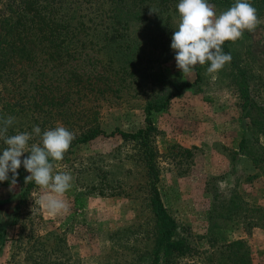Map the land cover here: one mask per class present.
Wrapping results in <instances>:
<instances>
[{
    "label": "rangeland",
    "instance_id": "rangeland-1",
    "mask_svg": "<svg viewBox=\"0 0 264 264\" xmlns=\"http://www.w3.org/2000/svg\"><path fill=\"white\" fill-rule=\"evenodd\" d=\"M79 4L76 14L85 21L94 18L101 5L95 0ZM210 4L217 15L229 8ZM252 5L262 23L254 31L245 30L236 42H228L232 59L220 71L209 75L210 62L202 65L200 80H195L197 65L183 76L176 67L171 42L161 45L160 30L167 13L148 22H132L120 39L125 44L114 54L104 50L105 59L112 56L114 66H129L133 83L123 96L95 103L105 134L71 147L65 159L56 163L55 171L72 176V187L64 194L68 212L50 214L38 203L46 190L35 184L30 192L29 207L40 214V219H35L36 233L55 232L65 240V255L61 260L57 254V264H147L154 222L148 205L146 167L133 141L109 134L116 129L134 132L144 127L145 103L156 97L163 81L193 83L171 98L167 108L150 115L157 128L158 190L179 233L187 236L196 250L180 264H216L225 245L235 240L249 249L253 264H264V134L257 131L251 138L254 129L239 87L244 74L251 98L264 108V4ZM169 24L171 30H178V9L171 12ZM251 114L257 116V110ZM243 134L251 138L254 156L261 158L258 164L239 152ZM179 147L192 154L187 157ZM18 173L16 185L10 187V179L0 185L3 208L17 200L25 176L30 175L23 166ZM99 190L109 195L102 196ZM8 258L6 243L0 264Z\"/></svg>",
    "mask_w": 264,
    "mask_h": 264
},
{
    "label": "trees",
    "instance_id": "trees-1",
    "mask_svg": "<svg viewBox=\"0 0 264 264\" xmlns=\"http://www.w3.org/2000/svg\"><path fill=\"white\" fill-rule=\"evenodd\" d=\"M95 1L101 4L94 16L98 21L92 17L85 21L76 14L81 0H0V118H15L8 135L31 133L34 125L43 132L63 124L75 134L71 148L105 134L97 120L98 105L95 103L111 96H123L133 83L129 78L133 71L126 64L114 66L113 57L105 59L104 50L114 54L117 47L125 44V40L120 39L132 22H148L162 13L167 15L160 30L161 45L166 47L171 42L175 30H171L169 18L171 12L177 10L179 0ZM208 2L231 7L235 0ZM249 2L264 4V0ZM150 9L156 12H150ZM228 42L222 46L225 53H230ZM202 67L197 64L195 80H200ZM240 76L243 107L251 119V129H254L252 138L257 131L264 134V108L251 98L247 79L244 74ZM192 85L185 81H163L156 97L145 103L144 127L134 132L116 129L109 134L117 133L122 139L133 141L146 167L148 205L154 222L147 264H180L183 258L196 253L187 236L179 233L178 224L158 190L159 167L154 146L157 128L150 118L152 111L167 108L171 98L180 96ZM255 110L257 116H252ZM251 138L243 134L239 152L249 155L253 163L258 164L261 158L254 156ZM28 143L29 146L40 143V137L33 134ZM5 147L7 145L0 140V154ZM179 149L187 157L192 154L188 148ZM28 155L24 153L21 160ZM34 185V181L26 183L17 200L9 206L3 208L0 203V252L6 243L9 244V258L5 264H57V254L61 260L65 255V240L60 234L36 233L35 219H40V214L37 216L29 207ZM98 193L109 195L104 190ZM9 228L11 234H7ZM224 249L216 264H253L249 249L242 241L227 243Z\"/></svg>",
    "mask_w": 264,
    "mask_h": 264
},
{
    "label": "clouds",
    "instance_id": "clouds-1",
    "mask_svg": "<svg viewBox=\"0 0 264 264\" xmlns=\"http://www.w3.org/2000/svg\"><path fill=\"white\" fill-rule=\"evenodd\" d=\"M177 9L179 25L172 34L170 47L175 52L176 67L183 76L191 74L197 64L206 62H210L207 74L220 71L232 59L230 53L223 51V44L236 42L243 37L245 30L254 31L262 23L249 0H235L219 15L208 0H179ZM150 12L156 11L150 9ZM212 78L215 79V75ZM14 122L12 116L0 118V140L7 145L0 154V182L10 179V187L16 185L18 169L23 166L30 173L25 176V183L34 181L46 190L38 203L52 215L67 213L69 204L64 194L72 187V176L68 172L55 171L58 165L54 162L63 160L75 134L64 126L41 132V128L34 125L31 133L8 135ZM33 134L40 137V143L29 146ZM26 152L29 155L21 160Z\"/></svg>",
    "mask_w": 264,
    "mask_h": 264
}]
</instances>
